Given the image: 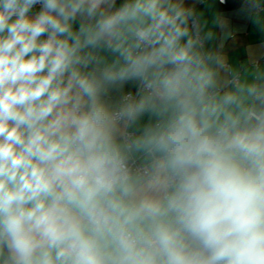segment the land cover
I'll return each instance as SVG.
<instances>
[{"label":"clouds","instance_id":"clouds-1","mask_svg":"<svg viewBox=\"0 0 264 264\" xmlns=\"http://www.w3.org/2000/svg\"><path fill=\"white\" fill-rule=\"evenodd\" d=\"M113 6L0 0V264H264V88L209 94L181 10ZM127 36L118 71H82ZM133 78L139 100L102 101Z\"/></svg>","mask_w":264,"mask_h":264},{"label":"crops","instance_id":"crops-1","mask_svg":"<svg viewBox=\"0 0 264 264\" xmlns=\"http://www.w3.org/2000/svg\"><path fill=\"white\" fill-rule=\"evenodd\" d=\"M125 0H114L110 11H115ZM256 5H261V10H256ZM166 7L177 8L182 11L181 26L187 35L181 43L192 42V50L199 57L202 67L211 74L209 93L217 97L225 93H238L247 96V86L256 85L264 88V62L253 65L252 61L264 53V0H165ZM36 11L39 7L35 8ZM189 15L196 19L197 26H190ZM83 22L87 23V20ZM94 22V21H93ZM82 19L78 18L74 28H78ZM123 41L124 47L134 43L131 36L121 37L120 40L101 41L95 48L84 49L83 55L88 57V64L82 71L93 73L100 77L106 68L118 71L125 63L119 52L114 51V46ZM140 49H136L134 54ZM237 84H231L228 79L237 75ZM140 81L137 79L117 80L105 84L101 99L111 109H117L127 101L122 96L127 91H135ZM145 95V90L138 91L136 100ZM252 98L245 100L251 104ZM156 117L151 113L141 114L131 122L127 130L133 136L142 133L145 126L154 123ZM141 163H144L140 154H134Z\"/></svg>","mask_w":264,"mask_h":264},{"label":"rangeland","instance_id":"rangeland-1","mask_svg":"<svg viewBox=\"0 0 264 264\" xmlns=\"http://www.w3.org/2000/svg\"><path fill=\"white\" fill-rule=\"evenodd\" d=\"M220 3H223V4H225L226 3V0H224V1H220V0H218ZM36 7H39V6H36ZM261 7V8H260ZM256 10H261L263 7L261 6V5H256ZM192 17V15H189V20H188V22H189V24H190V26L191 27H193V28H196V26H197V23H196V19H195V25H192L191 24V22H190V18ZM260 58V57H259ZM259 58H257V59H255L254 61H258V63H257V65L259 64V63H261V62H264V60H262V59H259ZM254 61H252V64H253V62ZM256 66V65H255ZM234 77H238V74L237 75H233V76H231L229 79H228V82L229 83H231V84H235V83H233V81H232V79L234 78ZM238 81H239V77H238ZM238 83V82H237ZM140 90H144V88H143V85L141 84V82L139 83V86H138V88L135 90V91H127V92H125L124 94H123V96H122V99L124 100V101H128L129 99H131V100H136V95H137V93H138V91H140ZM209 94H211V93H209ZM127 133L130 135L131 134V136H133V132L132 131H129V130H127ZM133 159L136 161V162H138V163H140V164H143V163H141L136 157H134L133 156Z\"/></svg>","mask_w":264,"mask_h":264},{"label":"built area","instance_id":"built-area-1","mask_svg":"<svg viewBox=\"0 0 264 264\" xmlns=\"http://www.w3.org/2000/svg\"><path fill=\"white\" fill-rule=\"evenodd\" d=\"M220 1H224V0H220ZM37 6H39V5H37ZM260 8H261V7H260ZM190 22H191L192 25H195V19H194L193 16L190 18ZM259 59L264 60V53L261 55V57H260ZM257 63H258V61H254V62H253V65H257ZM232 81H233V83L237 84V82H238V77H234V78L232 79ZM129 136H131V134H130ZM133 162H134V165H135L136 167H139V166L142 165V164L136 162L134 159H133Z\"/></svg>","mask_w":264,"mask_h":264}]
</instances>
